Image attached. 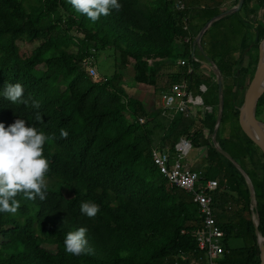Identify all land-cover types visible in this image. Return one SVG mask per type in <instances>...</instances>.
I'll return each instance as SVG.
<instances>
[{"label": "trees", "instance_id": "obj_1", "mask_svg": "<svg viewBox=\"0 0 264 264\" xmlns=\"http://www.w3.org/2000/svg\"><path fill=\"white\" fill-rule=\"evenodd\" d=\"M182 1L185 8L179 11L170 0H119V11L92 22L68 0H0V91L7 83H20L28 101L12 103L0 96V122L7 127L22 118L51 137L43 153L49 162L46 199L28 200L20 193L17 212L0 213V264L203 262L195 238L202 226L196 197L171 185L151 154L156 144L173 153L181 137L202 150V181L218 183L213 209L224 252L217 264H260L248 183L212 140L218 82L212 69L192 55L194 37L237 0L229 5L227 0ZM250 2L245 0L242 9L246 30L254 34L252 54L230 60L224 48L206 53L223 80L224 110L216 139L249 176L257 229L264 235V157L238 121V105L244 99L237 101L238 89L250 82L264 37L262 20L254 25L248 19L257 12ZM256 2L264 7V0ZM225 17L213 21L204 35ZM187 36L189 43L184 41ZM107 49L112 50L113 72L92 76L91 58ZM180 59L188 63L179 65ZM189 66L194 72L187 74ZM167 68L171 70L162 84ZM184 79L196 94H210L215 103L207 106L212 111L196 116L176 112L169 119L163 109L145 106L126 90L160 93ZM33 100L39 109L32 107ZM256 116L264 122V94ZM83 201L99 205L95 217L81 213ZM80 227L87 228V250L74 256L65 251L63 240ZM231 239L241 245H230Z\"/></svg>", "mask_w": 264, "mask_h": 264}, {"label": "clouds", "instance_id": "obj_2", "mask_svg": "<svg viewBox=\"0 0 264 264\" xmlns=\"http://www.w3.org/2000/svg\"><path fill=\"white\" fill-rule=\"evenodd\" d=\"M75 12L96 22L112 10L122 7L119 0H68ZM0 96L12 103L27 104L23 99L24 88L20 83H7ZM32 107L39 109V102L33 100ZM39 121L41 116L37 115ZM67 137V131L61 130ZM51 139L44 131L28 124L25 119L17 118L7 127L0 122V213H16L20 208L18 194L23 193L28 200L46 199L48 186L46 174L49 162L45 157L44 145ZM80 211L87 217H95L99 205L83 201ZM87 228L80 227L65 234L63 244L67 253L79 256L87 250Z\"/></svg>", "mask_w": 264, "mask_h": 264}, {"label": "built area", "instance_id": "obj_3", "mask_svg": "<svg viewBox=\"0 0 264 264\" xmlns=\"http://www.w3.org/2000/svg\"><path fill=\"white\" fill-rule=\"evenodd\" d=\"M174 7L182 11L185 4L182 0H170ZM188 16L184 17L185 29L188 28ZM185 42H190L191 37L187 36ZM194 37V43H195ZM195 45V44H194ZM193 59L198 60L193 54ZM186 59L178 60L179 65H186ZM89 72L92 76H96L97 70L91 65H88ZM193 68L189 66L187 74L193 73ZM202 91H206V86L202 84ZM161 109L164 115L171 119L176 112H188L192 116H196L197 112L191 106L202 105V97L194 95L187 87L186 80L173 83L169 88L160 92ZM206 111H212L211 106H205ZM143 122V118H139ZM192 149L191 140L188 137H181L175 144L174 152L171 153L167 146L156 144L151 149V154L155 164L160 171L166 175L171 185L182 188L191 192L199 205V210L202 215V226L195 233V238L199 249L202 251L203 262L200 264H217L219 259L223 256L224 246L222 231L217 224L213 209L212 193L217 188V180L208 179L202 181L200 172L193 170L189 165L183 164L182 159L188 155ZM254 215V210H252Z\"/></svg>", "mask_w": 264, "mask_h": 264}, {"label": "rangeland", "instance_id": "obj_4", "mask_svg": "<svg viewBox=\"0 0 264 264\" xmlns=\"http://www.w3.org/2000/svg\"><path fill=\"white\" fill-rule=\"evenodd\" d=\"M232 2L233 0L228 2V5L231 4ZM250 5L253 8H255L257 12L248 14L249 21L254 22V25L258 22V19L262 20V23H264V7H259L256 0H251ZM245 20H246V17H245L244 10L242 8L237 12H233L227 15V17L222 19L219 23L211 27L205 35L203 33L204 36L202 35L203 39L201 37L200 42L196 41V46H195V49L193 50V54L195 55V57H197V59L200 62L204 63L207 68L211 69V61L208 58L209 56L207 55V53L209 54L211 52L214 54H218V52L224 48L230 60L238 59L240 56L251 55L253 45H254V39H253L254 34L251 31L248 33L249 30L248 31L246 30L247 22ZM198 34L195 36V40ZM244 35L246 36V38H245L244 44H242ZM177 43H179V41ZM199 43L201 44V47L203 50L200 49ZM176 47L177 49H179V45H176ZM91 60L93 62V66L97 70L96 77L98 78L110 75L114 70V60H113L111 49L97 52L95 55H93ZM170 70L171 69H168V68L163 70L164 74L161 79L162 84H163V81L167 78L166 76L170 72ZM246 84L241 90H239L237 101H242L244 94L246 92ZM126 90L131 91L132 88L130 87L128 89L127 87ZM192 93L194 95H198L193 91ZM199 95L202 97L203 104L194 105L191 107L194 111L197 112V114L198 113L202 114L203 112L206 111L205 106L211 103H215V101H213V99H210V96H209L210 94L208 92L205 94L201 92V94ZM135 97L140 99L144 103V105L149 108H153V109L161 108L160 107L161 98H160L159 92L158 93L152 92L151 94H149V97L148 95H145V93H143L141 96L138 94V96H135ZM216 109H217V106H216ZM260 118L261 117L259 116L258 119L260 120ZM201 152L202 150L192 147L188 155L185 156L181 160L182 163L187 164L195 171L200 172V170H202V168L204 167L203 157H202ZM254 217L256 220H258L257 214H255ZM261 236L263 237V235ZM229 244L232 246L241 245L240 241L235 240V239L229 240Z\"/></svg>", "mask_w": 264, "mask_h": 264}, {"label": "water", "instance_id": "obj_5", "mask_svg": "<svg viewBox=\"0 0 264 264\" xmlns=\"http://www.w3.org/2000/svg\"><path fill=\"white\" fill-rule=\"evenodd\" d=\"M244 1L245 0H237V3L234 6L223 10L221 13H219L218 15L211 18V20H209L203 26V28L200 30V32L196 38V41L200 42V39H201L203 33L206 31V29L211 25V23L213 21L218 20L224 16H227L233 12L239 11L243 6ZM263 44H264V37L259 40L258 61H257V64L255 66L251 82H250L248 89L245 93L243 102L239 106L238 121H239V125H240L242 131L247 135L248 138H250L259 147V149L262 151L263 157H264V122L259 120L256 117L257 103H258V100L260 99V97L264 93ZM199 47L201 50H203L200 43H199ZM194 49H195V47L193 48V50ZM211 69L216 76V80L218 82V91H219L218 115H217V119H216V124H215V128H214L212 140H213L214 145L217 147V149L224 156H226L229 160H231L237 166V168H239L241 170V172L245 176V179L248 183L249 191H250L251 208H252V210H254V213L258 215L254 188L252 186V182H251L249 176L236 163L235 159L226 150H224L223 148L220 147V145L216 139L217 129H218V126L221 122L223 110H224L223 80H222V74H221L219 68L212 62H211ZM254 215H253V222H254V225L256 227L257 240H258V244H259V248H260V264H264V241L261 242L260 236L262 234L257 229L258 222H259V216H258V220H256Z\"/></svg>", "mask_w": 264, "mask_h": 264}, {"label": "crops", "instance_id": "obj_6", "mask_svg": "<svg viewBox=\"0 0 264 264\" xmlns=\"http://www.w3.org/2000/svg\"><path fill=\"white\" fill-rule=\"evenodd\" d=\"M230 1L231 0H227V4ZM134 90H136V89L133 88L131 91L128 90L127 92L130 93V94H132V95H135V96H138V94L141 96L143 93H145V95H148V97H149V94H151L150 92H138L137 90L136 91H134Z\"/></svg>", "mask_w": 264, "mask_h": 264}, {"label": "flooded vegetation", "instance_id": "obj_7", "mask_svg": "<svg viewBox=\"0 0 264 264\" xmlns=\"http://www.w3.org/2000/svg\"><path fill=\"white\" fill-rule=\"evenodd\" d=\"M195 45H194V47L196 46V41H195V43H194ZM193 47V48H194ZM255 66L256 65H254V67L252 68V70H253V72H254V69H255ZM252 79V78H251ZM251 79H250V82H251ZM250 82L246 85V91H247V89H248V86H249V84H250ZM245 85H241L240 87H239V89L238 90H241L243 87H244ZM246 93V92H245ZM264 94V93H263ZM244 96H245V94H244ZM261 98V97H260ZM259 101V100H258ZM258 104V103H257ZM256 110H257V108H256Z\"/></svg>", "mask_w": 264, "mask_h": 264}, {"label": "bare ground", "instance_id": "obj_8", "mask_svg": "<svg viewBox=\"0 0 264 264\" xmlns=\"http://www.w3.org/2000/svg\"><path fill=\"white\" fill-rule=\"evenodd\" d=\"M263 54H264V44H263ZM260 240H261V242H263L264 238L262 236H260Z\"/></svg>", "mask_w": 264, "mask_h": 264}]
</instances>
